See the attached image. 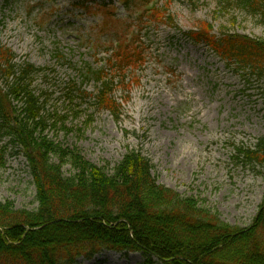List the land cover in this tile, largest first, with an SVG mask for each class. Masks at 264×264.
<instances>
[{
	"label": "rangeland",
	"instance_id": "rangeland-1",
	"mask_svg": "<svg viewBox=\"0 0 264 264\" xmlns=\"http://www.w3.org/2000/svg\"><path fill=\"white\" fill-rule=\"evenodd\" d=\"M108 1L89 0L85 9L77 5L83 0H1V45L16 53L17 62L45 68L34 81L37 94L45 95V134L107 168L140 149L159 183L226 222L249 225L264 177L235 158V147L253 146L264 136V79L248 81L187 33L203 21L202 29L218 35L231 30L262 38L264 25L236 0H156L172 19L152 17L144 10L148 0L102 6ZM125 50L130 57L121 62ZM87 67L113 80L116 114L97 103L101 82L84 76ZM0 152V200L35 208L25 157L10 148ZM64 171L69 174L70 166ZM144 261L138 252H105L79 264Z\"/></svg>",
	"mask_w": 264,
	"mask_h": 264
},
{
	"label": "trees",
	"instance_id": "trees-1",
	"mask_svg": "<svg viewBox=\"0 0 264 264\" xmlns=\"http://www.w3.org/2000/svg\"><path fill=\"white\" fill-rule=\"evenodd\" d=\"M233 4L264 25V0ZM194 34L247 80L264 78V38L225 33L214 39L207 29ZM127 52L121 62L129 60ZM13 57L0 47V67L17 74L8 92L0 88V138L9 136L14 153L26 155L38 206L0 201V264H79L81 257L106 250L141 252L144 264H264V197L253 222L238 227L159 184L151 160L140 151H128L107 168L78 149L63 148L44 135L46 102L30 88L41 69L30 63L18 67ZM111 90L103 83L97 101L116 113ZM13 97L23 101L21 110ZM236 152L239 162L261 167L264 176V137Z\"/></svg>",
	"mask_w": 264,
	"mask_h": 264
}]
</instances>
